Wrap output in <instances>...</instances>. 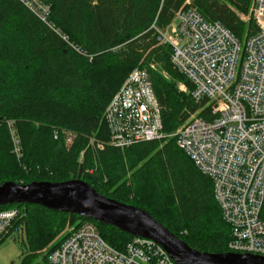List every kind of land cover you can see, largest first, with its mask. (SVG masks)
Returning a JSON list of instances; mask_svg holds the SVG:
<instances>
[{"label":"trees","instance_id":"obj_1","mask_svg":"<svg viewBox=\"0 0 264 264\" xmlns=\"http://www.w3.org/2000/svg\"><path fill=\"white\" fill-rule=\"evenodd\" d=\"M45 1L53 26L20 0H0V183L83 179L100 193L146 209L193 248L226 252L231 228L215 198L213 180L175 137L141 141L125 150L109 145L106 108L136 67L150 70L166 134L199 109L212 118L211 106L192 97L191 81L173 67L171 47L160 43L152 27L155 22L168 25L186 0ZM252 1L192 3L244 43L257 30ZM154 63L157 69L151 68ZM179 82L189 92L180 90ZM10 121L21 156L14 151ZM68 132L75 134L72 143ZM92 137L96 145L90 143ZM10 207L21 214L3 241L15 230L25 231L21 264H48L69 235L57 240L68 224L94 222L119 250L133 237L36 203L2 205L0 210Z\"/></svg>","mask_w":264,"mask_h":264},{"label":"built area","instance_id":"obj_2","mask_svg":"<svg viewBox=\"0 0 264 264\" xmlns=\"http://www.w3.org/2000/svg\"><path fill=\"white\" fill-rule=\"evenodd\" d=\"M20 1L53 26L45 0ZM251 15L257 30L244 43L220 21L207 20L192 0H186L165 27L152 25L160 43L171 47L173 67L191 81L192 97L211 106L212 118L199 109L174 133L166 134L146 67L131 71L105 116L109 145L115 148L175 137L199 170L213 180L215 198L231 228L227 251L264 256V0L252 1ZM181 86L187 90L185 83ZM9 126L14 151L21 156L13 121ZM74 136L68 132L67 142L72 143ZM90 143L96 145L94 137ZM20 214L18 207L0 210V244ZM48 264L177 263L163 246L142 236H133L123 250L116 249L94 222L84 221L70 229Z\"/></svg>","mask_w":264,"mask_h":264},{"label":"water","instance_id":"obj_3","mask_svg":"<svg viewBox=\"0 0 264 264\" xmlns=\"http://www.w3.org/2000/svg\"><path fill=\"white\" fill-rule=\"evenodd\" d=\"M17 203H36L55 211L74 213L131 236L153 239L177 264H264L262 255L213 253L193 248L146 209L108 197L83 179L0 183V206Z\"/></svg>","mask_w":264,"mask_h":264},{"label":"rangeland","instance_id":"obj_4","mask_svg":"<svg viewBox=\"0 0 264 264\" xmlns=\"http://www.w3.org/2000/svg\"><path fill=\"white\" fill-rule=\"evenodd\" d=\"M244 19V16H243ZM244 20H248V18H245ZM165 27V26H164ZM155 68L152 69H157L158 65L156 63ZM163 74L168 77V73L163 72ZM181 84L182 82L178 83L179 89H181ZM184 88V87H182ZM187 90L184 92H189L188 87L186 88ZM183 91V90H182ZM69 143V142H68ZM125 150V149H124ZM108 197H112L108 195L107 193H102ZM116 198V197H112ZM117 199V198H116ZM119 200V199H118ZM121 201V200H120ZM124 202V201H123ZM127 203V202H126ZM130 204V203H129ZM77 223L70 225L68 224L61 233H59L57 240L61 239L63 236L66 234L70 233V229L72 227H75ZM23 236V237H22ZM23 238H25V231H21V233L17 230L13 231L10 235H8L4 241L0 244V264H21L22 263V251L24 250V245H23ZM39 261H42V258L39 259ZM38 264V263H35Z\"/></svg>","mask_w":264,"mask_h":264}]
</instances>
